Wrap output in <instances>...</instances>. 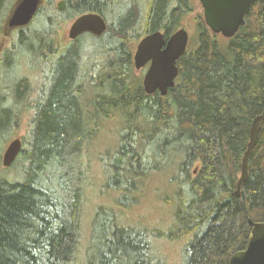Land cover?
Returning a JSON list of instances; mask_svg holds the SVG:
<instances>
[{"label":"trees","instance_id":"1","mask_svg":"<svg viewBox=\"0 0 264 264\" xmlns=\"http://www.w3.org/2000/svg\"><path fill=\"white\" fill-rule=\"evenodd\" d=\"M59 1L45 0L31 23L10 35L6 57L13 61L4 68L11 83L1 80L0 94L13 102H0V145L29 119L15 162L2 168L0 156V264L75 258L91 167L81 156L113 120L117 149L101 161L116 182L127 179L121 193L136 196L139 181L165 169L175 190L174 199L165 198L173 223L164 234L188 239L183 264H229L248 245L249 220L264 222V122L236 192L252 123L264 110V0H255L226 49L197 13V45L178 60L176 84L165 96L145 92L134 52L144 36L162 31L168 39L184 27L195 0H64L63 10ZM15 2L0 0V38ZM87 12L100 13L108 29L69 40L65 24ZM28 52L41 78L35 90L18 77ZM142 142H157L152 159L140 151ZM105 215L94 216L102 234L92 264H161L122 223L102 221Z\"/></svg>","mask_w":264,"mask_h":264},{"label":"rangeland","instance_id":"2","mask_svg":"<svg viewBox=\"0 0 264 264\" xmlns=\"http://www.w3.org/2000/svg\"><path fill=\"white\" fill-rule=\"evenodd\" d=\"M19 1L20 0H16L13 4L10 13ZM138 1L142 2V0ZM44 3L45 0H41V5ZM197 13L203 15V8L199 0H195V11L190 12L184 20V28L190 34L188 49H194L198 42L197 20H195ZM71 22L72 21H69L65 24V33L68 39L69 37L67 32ZM12 31L13 29L7 26L6 21L5 33L0 38V82L2 79V82L6 86L10 85V81L9 77H7V66L4 69V66L6 65L4 63L13 61L12 54L9 58L6 57V55H9V53H7V49L10 45V35ZM216 39L219 41L222 48L226 49L229 39L220 34L216 35ZM90 41L91 38H88V42ZM20 61L22 64L18 66V77L28 80L29 84L34 86L35 90L40 84L39 82L41 78L34 65L31 53L28 52L20 59ZM147 68L148 66L142 68L141 70H137L134 67V71L136 72V75L144 76ZM4 91L7 92L6 89H4ZM12 94L15 95V91H12ZM9 99V96L4 98L0 94V102L3 103L5 107L13 102ZM28 119L29 116H26L19 123V126L17 127L18 136L24 137L27 135ZM106 124V128L100 134L97 141L93 144V146L91 145L89 147L90 152L87 154L85 151L81 156L83 163L87 162L89 159L91 160V167L89 178L87 182H84L86 185V191L83 200V211L81 217L82 239L75 258L69 264H92V259L95 258L94 256L97 253V250L101 247L99 244V237L102 234V228L99 224L93 226L96 222V218L94 216L95 213L97 214V211L102 213V210L103 213L107 214L102 218V221L110 223V220L116 219L117 222L122 223L129 231L132 230V237L137 236L138 240H141V244L146 245V249L143 251L146 253L152 252L154 257L161 264H183L185 261L184 248L186 247L188 239L185 237L172 239L165 235L168 228H170L173 223L172 203L170 204L165 201L166 196L174 199L175 186L168 182L171 178V176H169V172H166L165 169L158 172L152 171L146 184L139 181L140 193L138 192L136 196L131 195L132 197H125L118 187L120 184L125 185L127 179L124 180L125 178H121L120 181L119 179H116V182L115 177L111 176V167L101 161V159L106 157L108 151L110 154L115 153V149H117L116 139H119V134L117 133V121H109ZM17 135H13V132H10L8 140L3 144V146L0 145L2 168H7L2 164L3 153L9 142L18 137ZM157 148V142L152 144H145V142H142L139 149L145 154L146 159H152L151 156ZM107 161L110 162L108 158ZM17 167L19 170L20 164L17 163ZM195 168L196 164L190 168L191 174ZM15 171L17 170H14L11 174L14 175ZM180 176H182L181 173H179V177ZM113 215H115V217ZM111 229L113 228L111 227Z\"/></svg>","mask_w":264,"mask_h":264},{"label":"water","instance_id":"3","mask_svg":"<svg viewBox=\"0 0 264 264\" xmlns=\"http://www.w3.org/2000/svg\"><path fill=\"white\" fill-rule=\"evenodd\" d=\"M205 23L215 34H222L227 38L236 35L240 27L246 23V16L250 13L255 0H199ZM41 0H20L10 13L7 26L11 29L24 27L31 23L37 14ZM58 8H65V1L58 2ZM108 29L104 17L98 12H87L76 17L69 25L67 35L75 40L84 33L101 36ZM189 32L181 27L168 39L162 31H155L144 36L138 43L133 60L137 70L148 66L143 76V87L147 94L159 92L165 96L168 90L175 86L179 75L178 60L187 52ZM264 110L256 116L251 129L250 140L242 159L241 176L237 183V195L249 174V160L256 146L262 123ZM23 147L22 137L12 139L6 147L2 164L10 167L19 156ZM252 227L251 237L245 249L235 252L229 264H264V222L249 220Z\"/></svg>","mask_w":264,"mask_h":264},{"label":"bare ground","instance_id":"4","mask_svg":"<svg viewBox=\"0 0 264 264\" xmlns=\"http://www.w3.org/2000/svg\"><path fill=\"white\" fill-rule=\"evenodd\" d=\"M19 30V29H18ZM13 34V33H12ZM27 48V47H26ZM7 65V64H6ZM9 67V66H8ZM15 67V66H14ZM5 69V68H4ZM15 70V69H14ZM5 71V70H4ZM16 72V71H15ZM4 74V73H3ZM13 75H14V73H13ZM10 76V75H9ZM15 76V75H14ZM12 77V76H11ZM2 80V79H1ZM13 81V80H12ZM11 83V82H10ZM2 85H4V84H2ZM90 143V142H89ZM88 168V167H87ZM83 169V168H82ZM108 185V184H107ZM110 187V186H109ZM126 203V202H125ZM117 206V205H116ZM130 206V205H129ZM113 210V209H112ZM94 226V225H93ZM118 227V226H117ZM120 227V226H119ZM132 231V230H131ZM143 240V239H142ZM90 259V258H89Z\"/></svg>","mask_w":264,"mask_h":264}]
</instances>
